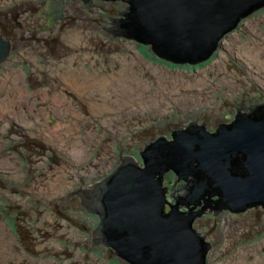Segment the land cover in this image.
Listing matches in <instances>:
<instances>
[{
  "label": "rangeland",
  "instance_id": "1",
  "mask_svg": "<svg viewBox=\"0 0 264 264\" xmlns=\"http://www.w3.org/2000/svg\"><path fill=\"white\" fill-rule=\"evenodd\" d=\"M47 1L0 0V34L13 44L0 65V264H130L93 245L100 220L70 194L93 191L121 154L142 166L140 152L171 130L195 122L214 132L237 109L264 104V8L206 62L177 65L102 29L126 10L121 1L93 0L86 11L67 0L65 19L44 31ZM74 74L115 80L100 94L71 86ZM117 96L123 101L100 110L103 97ZM213 215L194 223L212 244L208 264H264L263 208Z\"/></svg>",
  "mask_w": 264,
  "mask_h": 264
},
{
  "label": "water",
  "instance_id": "2",
  "mask_svg": "<svg viewBox=\"0 0 264 264\" xmlns=\"http://www.w3.org/2000/svg\"><path fill=\"white\" fill-rule=\"evenodd\" d=\"M81 1L88 11L93 0ZM103 1L127 4L104 31L150 46L157 57L177 65L206 62L221 39L264 8V0ZM66 2L46 3L44 31L64 20ZM12 49V42L0 34V65ZM237 111L235 121L219 125L213 135L204 124L191 122L186 130L172 131L171 141L158 138L140 152L142 166L135 157L121 154L117 169L89 187L93 191L70 194L78 195L83 209L100 220L92 232L93 245L112 250L130 264H208L212 244L193 229L195 218L206 209L216 217L222 210L245 213L264 208V104ZM170 169L178 181L186 182L177 191L175 184L172 187L170 198L176 205L167 203L163 188V175ZM178 191L181 195L174 198ZM213 196L218 200H210ZM199 200L204 207L192 212L201 205ZM190 205L195 207L189 209ZM178 206L188 213L178 211Z\"/></svg>",
  "mask_w": 264,
  "mask_h": 264
},
{
  "label": "flooded vegetation",
  "instance_id": "3",
  "mask_svg": "<svg viewBox=\"0 0 264 264\" xmlns=\"http://www.w3.org/2000/svg\"><path fill=\"white\" fill-rule=\"evenodd\" d=\"M48 2V1H47ZM46 5V4H45ZM44 9H45V6H44ZM39 19L38 20H41L42 18L44 19V25H38V29L39 30H43L44 28H45V26H46V16H44L43 15V11H40L39 12ZM252 106H254V105H252ZM251 107V106H250ZM248 108V107H247ZM239 109H242V108H239ZM247 111V113H249L250 112V110L249 109H247L246 110ZM237 113H238V111H236V114H235V116H234V119H233V121H231V123L230 124H220V125H231L234 121H235V119H236V116H237ZM240 113H244V110H241L240 111ZM229 115V114H228ZM195 123V122H194ZM190 124V123H189ZM196 124V123H195ZM197 125V124H196ZM205 125V124H204ZM188 126V125H187ZM186 126V127H187ZM199 127L201 126V125H198ZM219 127V126H218ZM218 127L215 129V131L214 132H209V131H207V129H206V127L204 128V130L207 132V133H209V134H211V135H213V134H215L216 133V131H217V129H218ZM184 130H186V128L184 129ZM172 131H178V130H171V132H170V134L168 135V136H160V138L161 137H165L166 138V141H171L172 140ZM151 143V142H150ZM153 143V142H152ZM147 146V145H146ZM145 146V147H146ZM145 149V148H144ZM178 180H177V177H176V173L173 171V170H168V172H166L164 175H163V188H167V190H166V197H167V203L168 204H170V205H176V203H174V202H172V199L170 198L171 197V193H173V191H171L172 190V187L174 186V184H175V187H174V191H177V188H178V186H186V182L185 183H181V181L179 182H177ZM177 182V183H176ZM181 183V184H180ZM181 195V191H178V192H175V194H174V198H176V197H178V195ZM205 199H208V196H206L205 197ZM210 200H212V201H217L218 200V197L217 196H213V197H211L210 198ZM200 202H201V205L200 206H196V209H194V210H192V212H197L198 210H201V208L202 207H204V201H202V200H199ZM166 205V208H165V211L166 212H169L170 210H171V207L169 206V205ZM212 207H214L215 205L214 204H212L211 205ZM195 206L194 205H190L188 208L189 209H191V208H194ZM253 208H255V207H253ZM258 208H262L261 206H258ZM250 209H252V208H250ZM264 209V208H263ZM249 210V209H248ZM178 211H180V212H182V213H188V209H186V208H184L183 206H178ZM228 213H231L229 210H226ZM210 212V209H206V211H204L203 213H205V214H202L201 216H206L207 214H210L209 213ZM233 214V213H232ZM235 214H243V213H235ZM97 216V215H96ZM201 216L200 217H197V218H195V220H194V222H193V229L199 234V236L200 237H202V235L197 231L198 230V228L196 227V226H194V223H195V221H197V219H199V218H201ZM208 217V216H207ZM209 218H211V217H209ZM208 218V219H209ZM206 242V241H205ZM110 250V249H109ZM111 251V250H110ZM112 252V251H111ZM114 254V253H113Z\"/></svg>",
  "mask_w": 264,
  "mask_h": 264
},
{
  "label": "bare ground",
  "instance_id": "4",
  "mask_svg": "<svg viewBox=\"0 0 264 264\" xmlns=\"http://www.w3.org/2000/svg\"><path fill=\"white\" fill-rule=\"evenodd\" d=\"M65 19V18H64ZM63 21V20H62ZM54 29V28H53ZM257 51H258V49L257 50H255V52L253 53V55H251L249 58H246L247 59V62L249 63V61H251V62H255L256 63V61H257V59H256V53H257ZM245 59V58H244ZM85 75V74H84ZM86 76V75H85ZM93 77H91V78H89V79H87V78H85V77H83L82 75L80 76V75H77V74H74V75H70V77H69V79L67 80L68 81V83L71 85V86H73V87H76V85H77V83H80L81 85H82V87L83 88H85V87H87V88H96L97 89V91L100 93V94H104L106 91H107V88H108V86H110L112 83H113V81L115 80V79H109V78H103V79H100V80H96V79H92ZM111 78V77H110ZM120 78H122V79H124L127 83H130V81L132 80H130V75H123V74H121L120 75ZM120 81V80H119ZM118 81V82H119ZM201 81V80H200ZM200 81H198V83L195 85V86H197L198 84H199V82ZM120 83V82H119ZM174 83V82H173ZM172 83V84H173ZM76 84V85H75ZM173 85H175V84H173ZM200 85V84H199ZM191 87V86H190ZM194 87V86H193ZM86 89V88H85ZM141 89V91H143V89H142V87L140 88ZM172 90V89H171ZM186 91V90H185ZM80 93H83V90H80L79 91ZM173 92V91H172ZM169 93V92H168ZM174 93H177V92H174ZM173 93V94H174ZM172 94V93H171ZM126 95L127 96H129V97H132V93H131V90L130 89H128V90H126ZM177 95V94H176ZM187 95V94H186ZM122 98H123V96H117L115 99H113L111 102H109V103H107L106 102V98L105 97H103V99H102V103H103V107H102V109H100L101 111L103 110V109H105L109 104L110 105H117L118 104V102H122L123 100H122ZM96 101V100H95ZM98 101H96V103L94 102V107H96V106H99V104L97 103ZM96 109H98V108H96ZM95 215V214H94Z\"/></svg>",
  "mask_w": 264,
  "mask_h": 264
},
{
  "label": "trees",
  "instance_id": "5",
  "mask_svg": "<svg viewBox=\"0 0 264 264\" xmlns=\"http://www.w3.org/2000/svg\"><path fill=\"white\" fill-rule=\"evenodd\" d=\"M2 35V34H1ZM112 251V250H111Z\"/></svg>",
  "mask_w": 264,
  "mask_h": 264
}]
</instances>
